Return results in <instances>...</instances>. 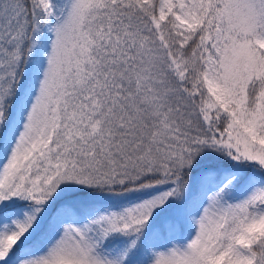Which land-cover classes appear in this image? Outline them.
I'll list each match as a JSON object with an SVG mask.
<instances>
[{"label": "snow or ice", "instance_id": "6c2138e0", "mask_svg": "<svg viewBox=\"0 0 264 264\" xmlns=\"http://www.w3.org/2000/svg\"><path fill=\"white\" fill-rule=\"evenodd\" d=\"M0 264H264V0H0Z\"/></svg>", "mask_w": 264, "mask_h": 264}, {"label": "trees", "instance_id": "16d2710c", "mask_svg": "<svg viewBox=\"0 0 264 264\" xmlns=\"http://www.w3.org/2000/svg\"><path fill=\"white\" fill-rule=\"evenodd\" d=\"M62 197H58L56 200V203L52 205L51 208L48 209V213L51 214L53 211H55V208L59 205L60 202H62ZM93 201L96 203H99L101 205H107V204H119V203H123L124 200L123 199H118V198H113V197H109L103 194H98L95 195L94 197H92ZM195 235V227L193 226V230L190 234H185V236L182 239V242L186 243L188 240H190L191 238H193ZM157 251H164L166 250V245L164 244V242H161V246L156 249Z\"/></svg>", "mask_w": 264, "mask_h": 264}]
</instances>
